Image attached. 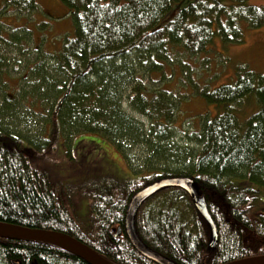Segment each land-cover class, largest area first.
<instances>
[{
  "label": "trees",
  "instance_id": "obj_1",
  "mask_svg": "<svg viewBox=\"0 0 264 264\" xmlns=\"http://www.w3.org/2000/svg\"><path fill=\"white\" fill-rule=\"evenodd\" d=\"M1 1V11L9 7L30 15L39 9L36 0ZM60 1L75 34L53 51L36 47L37 58L27 65L30 84L23 100L42 106L49 119L40 141L21 134L27 130L10 127L8 120L22 124L17 106H0V222L69 234L113 264H158L138 252L127 236L128 202L155 180L188 177L206 197L218 231L216 247H209V224L181 188H165L141 205L135 218L140 238L176 264H225L264 255V73L239 63L232 83L196 89L223 111L200 119L197 136L185 140L194 146L176 141L179 100L144 84L152 73L162 80L167 67L182 62L174 60L178 55L206 53L215 36L224 44L243 42V25H264V7L250 0H195L174 10L173 3L180 0ZM17 27L7 32L0 22V44L24 55L33 31ZM9 59L0 55L4 92ZM249 96L258 111L241 121L236 110ZM125 101L149 124L127 113ZM79 132L103 135L121 151L130 144L145 147L155 171L79 184L93 192L89 212L80 216L79 206L64 203L52 185L50 163L38 162L56 152L60 136L67 140ZM0 264L88 263L47 242L0 238Z\"/></svg>",
  "mask_w": 264,
  "mask_h": 264
},
{
  "label": "rangeland",
  "instance_id": "obj_2",
  "mask_svg": "<svg viewBox=\"0 0 264 264\" xmlns=\"http://www.w3.org/2000/svg\"><path fill=\"white\" fill-rule=\"evenodd\" d=\"M36 1L39 9L30 15H24L13 12L9 7L1 11L3 4L0 0V22L6 25L7 32L20 25H25L33 31V35L31 34L25 43L24 55L16 47L0 44V55L10 58L7 73L4 75V82H7L6 92L4 87H0V106L4 102L17 106L16 110L20 117L18 120L21 119L22 124L15 119L8 120L10 124L13 123L10 127L21 132L27 130V133L21 134L35 142L40 141L43 132L47 130L49 119L42 106L31 103V99L23 100L24 90L30 84L27 65L37 58L36 47H40L45 52L53 51L63 44L65 37H72L75 34L74 23L62 1ZM193 1L195 0L175 2L172 10L186 7ZM223 2L229 4V0ZM250 4L264 7V0H250ZM243 27V42L224 44L218 36H215L213 44L206 53L196 57L185 54L178 55L179 59L173 57L177 62L181 59L189 67L180 65L182 63L180 61V64L173 65V68L167 67L162 80H160L161 74L158 73L145 76L144 84L150 90L163 88L179 100L174 123L179 131L176 136V141L179 143L194 146L185 140L197 136L201 126L200 119L205 116L214 118L223 111V107L209 103L196 94L197 88L207 86L215 89L232 83L236 76V65L239 63H247L253 70L264 73V25L259 28H248L246 25ZM214 28H217L216 24ZM123 107L130 115L145 122L146 125L149 124V119L134 110L127 101L123 102ZM257 111L258 105L254 96H249L245 104L236 110V115L241 121H245ZM187 131L190 132L186 136ZM130 145L131 147H125L121 151L114 142L103 135L79 132L67 137V140L60 136L56 152L43 160L38 157V162L50 163L51 170L48 176L52 185L58 189L64 203L79 206L78 213L84 217L85 212L82 208H86L89 212L93 202L91 194L93 192L85 187L79 189V184L82 183L83 186L103 176L124 179L155 171L149 168L152 164L146 160L149 154L145 147ZM260 198L264 200V193Z\"/></svg>",
  "mask_w": 264,
  "mask_h": 264
},
{
  "label": "water",
  "instance_id": "obj_3",
  "mask_svg": "<svg viewBox=\"0 0 264 264\" xmlns=\"http://www.w3.org/2000/svg\"><path fill=\"white\" fill-rule=\"evenodd\" d=\"M184 188L191 197L199 213L209 223L211 229L210 247L217 244V228L207 208L206 199L189 178H162L139 190L130 200L126 215V231L135 248L146 257L159 264H174L163 255L153 251L140 239L135 227V215L141 204L149 197L167 187ZM119 231V230H118ZM0 238L29 239L43 241L58 246L74 256L85 260L88 264H112L93 248L85 245L69 234L43 229H32L15 224L0 222ZM227 264H264V255L240 259Z\"/></svg>",
  "mask_w": 264,
  "mask_h": 264
},
{
  "label": "bare ground",
  "instance_id": "obj_4",
  "mask_svg": "<svg viewBox=\"0 0 264 264\" xmlns=\"http://www.w3.org/2000/svg\"><path fill=\"white\" fill-rule=\"evenodd\" d=\"M170 178H177V177H170ZM185 178H188V177H185ZM191 181H192V183L194 184V182H193V180L191 179V178H189ZM195 186V185H194ZM196 187V186H195ZM167 188H170V187H167ZM171 188H181V189H183V190H185L184 188H182V187H180V186H177V187H171ZM197 188V187H196ZM199 190V189H198ZM186 191V190H185ZM187 192V191H186ZM201 192V191H200ZM188 193V192H187ZM202 193V192H201ZM155 195V194H154ZM207 222V221H206ZM208 223V222H207ZM209 224V223H208ZM209 227H210V225H209ZM218 234V233H217ZM210 235H211V229H210ZM210 240H211V237H210ZM217 241H218V236H217ZM217 245V244H216ZM209 247H210V242H209ZM216 247V246H215ZM210 248H213L214 249V247H210ZM238 261V260H237ZM233 262H235V261H233ZM229 263H231V262H229ZM225 264H227V263H225Z\"/></svg>",
  "mask_w": 264,
  "mask_h": 264
}]
</instances>
